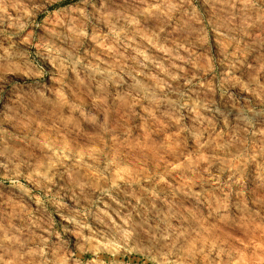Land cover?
I'll return each mask as SVG.
<instances>
[{
  "label": "clouds",
  "instance_id": "9594fccd",
  "mask_svg": "<svg viewBox=\"0 0 264 264\" xmlns=\"http://www.w3.org/2000/svg\"><path fill=\"white\" fill-rule=\"evenodd\" d=\"M0 264H264V0H0Z\"/></svg>",
  "mask_w": 264,
  "mask_h": 264
},
{
  "label": "rangeland",
  "instance_id": "374dc122",
  "mask_svg": "<svg viewBox=\"0 0 264 264\" xmlns=\"http://www.w3.org/2000/svg\"><path fill=\"white\" fill-rule=\"evenodd\" d=\"M69 2H72V0H69Z\"/></svg>",
  "mask_w": 264,
  "mask_h": 264
}]
</instances>
